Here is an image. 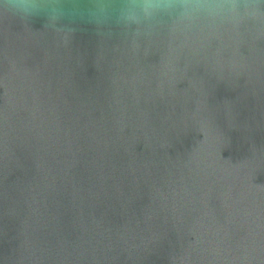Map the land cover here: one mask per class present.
<instances>
[{"label": "water", "instance_id": "95a60500", "mask_svg": "<svg viewBox=\"0 0 264 264\" xmlns=\"http://www.w3.org/2000/svg\"><path fill=\"white\" fill-rule=\"evenodd\" d=\"M232 2L0 8V264H264V0Z\"/></svg>", "mask_w": 264, "mask_h": 264}, {"label": "clouds", "instance_id": "9594fccd", "mask_svg": "<svg viewBox=\"0 0 264 264\" xmlns=\"http://www.w3.org/2000/svg\"><path fill=\"white\" fill-rule=\"evenodd\" d=\"M180 7L183 16L190 18L202 15L210 19L226 18L234 13L232 0H125L119 9V18L126 24L139 23L142 19H150L160 12ZM0 8L12 16L26 19L40 11H47L52 19L66 14H86L92 17L107 16L111 8L110 0H93L91 6L81 7L71 4L67 9L59 0H0Z\"/></svg>", "mask_w": 264, "mask_h": 264}]
</instances>
